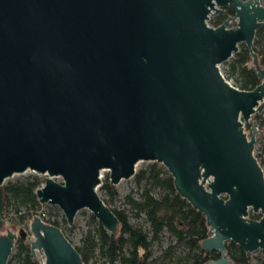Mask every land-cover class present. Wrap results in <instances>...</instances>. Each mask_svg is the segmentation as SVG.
<instances>
[{
  "label": "water",
  "instance_id": "95a60500",
  "mask_svg": "<svg viewBox=\"0 0 264 264\" xmlns=\"http://www.w3.org/2000/svg\"><path fill=\"white\" fill-rule=\"evenodd\" d=\"M227 7L233 15L209 25ZM262 25L264 0H0V186L26 171L46 175L34 191L40 204L56 205L68 225L86 209L115 235L118 218L97 193L102 171L114 186L138 162H157L205 217L201 247L219 254L205 264H230L229 241L260 250L264 264L260 130L252 120L244 131L264 110L253 51ZM240 44L259 80L251 90L219 69ZM28 229L0 233V264L18 238L42 252L40 264H84L59 227L36 214Z\"/></svg>",
  "mask_w": 264,
  "mask_h": 264
},
{
  "label": "trees",
  "instance_id": "16d2710c",
  "mask_svg": "<svg viewBox=\"0 0 264 264\" xmlns=\"http://www.w3.org/2000/svg\"><path fill=\"white\" fill-rule=\"evenodd\" d=\"M229 15H233V10L227 7L224 15H216L210 19V23L217 26ZM255 37L253 51L257 54L260 66L264 67V49L256 47L258 39L264 38V25L256 30ZM228 76L233 77V85L241 90H251L259 84L251 55L244 44H240L238 51L233 54ZM253 120L257 122V127H264V118H260L258 113ZM133 177L137 186L141 188L139 198L135 199L128 194L125 199L136 216L141 213L144 215L148 229L131 224L124 210L112 208L104 201L118 218V229L115 235L109 234L89 214L93 224L83 236L82 246H75L84 264H88L95 254H98L99 259L94 264H114L116 261H120V264H150L151 245L159 241L164 232H168L175 242L166 248V258H169L172 264H205L219 257L216 252L206 254L202 249L201 242L208 236L209 229L205 217L176 193L172 178L164 167L152 162L148 168L135 172ZM41 182L43 181L33 176L0 186V233L8 226L14 227L18 223H24L29 216L28 213L36 211L40 203L34 191ZM100 187L109 199L116 196V190L109 184L108 176ZM154 191H157L156 194ZM22 209L26 211L23 212ZM43 219L59 227L58 221L46 218L45 215ZM180 244L183 250L181 254L176 255L174 250ZM225 248L230 264H256L263 259L262 256L255 258L247 256L231 241L225 244ZM13 250L7 264H39L31 255L27 241L18 238Z\"/></svg>",
  "mask_w": 264,
  "mask_h": 264
},
{
  "label": "rangeland",
  "instance_id": "374dc122",
  "mask_svg": "<svg viewBox=\"0 0 264 264\" xmlns=\"http://www.w3.org/2000/svg\"><path fill=\"white\" fill-rule=\"evenodd\" d=\"M216 15H218V14L212 15L209 18V20H208L209 25H211L210 19L214 18ZM235 23H236L235 21H231L229 23V26H234ZM255 39H256V37H254V40ZM260 39H263V40H260ZM260 39H258V42L256 43V47L258 49H264V38H260ZM232 58H233V55L228 60L222 62L219 65V69H220L221 74L225 78V80H227L230 84L233 85V83H234L233 77L228 76L229 63H230ZM258 114H259L260 118H264V110ZM254 116H255V114L252 115V117H251L252 119L250 120V122L244 123V131L248 136H250V134H251L249 124H251V121L253 120ZM257 129L260 131L257 132V134L255 135L253 155L257 159V162L259 163V165L263 171V174H264V127L263 126L257 127ZM151 164H152L151 161H140L135 166V172H138L141 169H146ZM159 165L164 167L162 164H159ZM33 176H36L41 181H43V182H41V185L44 183V179H45L46 175L38 174V173L33 172V171H26V172L21 173V174H15L12 177L6 179L2 185L6 184L8 182H15L18 180H26V179L33 177ZM107 176H108L107 171H102L101 182L97 187V193L99 194V196L104 201H106L110 205V207L115 208V209L124 210V212L127 214L128 220L131 224L139 225L143 229L147 230L148 224L145 221L144 215L141 213L139 216H136L134 214V210L130 207V205L126 202V199H125V196L128 194H130L135 199L139 198V193L141 192V188L139 186H137V184L135 183L134 177L132 176L128 179H121L119 181V183L114 185V188L116 190V196L113 199H109V196L100 187L102 181ZM53 179L57 182H61L60 177H53ZM156 192L157 191H154L153 193L156 194ZM22 211L25 212L26 210L22 209ZM28 214H29V216L24 223H18L14 227L8 226L6 228L10 229L12 231H15V232H17L19 229L23 228L29 233L28 224H29L31 218L36 214H39L41 216H42V214H44L46 218L58 221L60 229L62 230L64 235L68 238V240L74 246L81 247L83 244L82 243L83 236L85 235L86 231L93 224L89 219L90 212L86 209H81V210L77 211V213L74 216L73 223L71 225L67 224L62 211L56 205L40 204V206L36 209V211H30ZM259 216H260L259 212H253L251 209H249V211H248V217L249 218L258 219ZM6 223H8V221H6ZM6 228L3 232H5L7 230ZM174 243L175 242H174L172 236H170L168 232H164L161 239L157 242L152 243V245H151L152 255H151V259H150V264H168V262H171V261H169V258H166V256H167V251H166L167 249L166 248L170 244L173 245ZM182 250H183V246L180 244V245H177V247L174 251H176L175 254L178 255V254H181ZM13 252H14V250H12L11 254H13ZM11 254H10V256H11ZM246 255L253 257V258L258 257V256H262L260 250H255V251L251 252L250 254H246ZM33 257L38 260L39 264H40V260H41V262L44 260V255L42 254V252H39V251H36L35 255ZM262 258H263V256H262ZM98 259H99L98 254H95L90 259V261H88V264H94L95 262H98ZM13 264H16V263H13ZM171 264H172V262H171Z\"/></svg>",
  "mask_w": 264,
  "mask_h": 264
},
{
  "label": "built area",
  "instance_id": "2783aa9c",
  "mask_svg": "<svg viewBox=\"0 0 264 264\" xmlns=\"http://www.w3.org/2000/svg\"><path fill=\"white\" fill-rule=\"evenodd\" d=\"M37 215H39V214H37ZM44 214H42V216H43ZM42 219H43V217L41 216V215H39Z\"/></svg>",
  "mask_w": 264,
  "mask_h": 264
},
{
  "label": "flooded vegetation",
  "instance_id": "af4514ba",
  "mask_svg": "<svg viewBox=\"0 0 264 264\" xmlns=\"http://www.w3.org/2000/svg\"><path fill=\"white\" fill-rule=\"evenodd\" d=\"M218 15H222V14H218ZM224 15V14H223Z\"/></svg>",
  "mask_w": 264,
  "mask_h": 264
}]
</instances>
